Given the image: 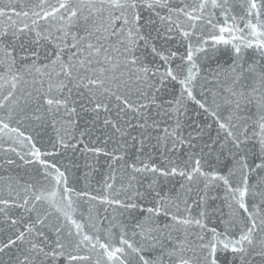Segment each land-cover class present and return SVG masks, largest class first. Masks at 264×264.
Instances as JSON below:
<instances>
[{
  "label": "snow or ice",
  "instance_id": "obj_1",
  "mask_svg": "<svg viewBox=\"0 0 264 264\" xmlns=\"http://www.w3.org/2000/svg\"><path fill=\"white\" fill-rule=\"evenodd\" d=\"M0 264H264V0H0Z\"/></svg>",
  "mask_w": 264,
  "mask_h": 264
}]
</instances>
